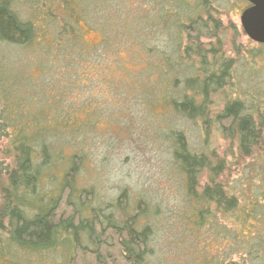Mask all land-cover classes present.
<instances>
[{
	"label": "trees",
	"instance_id": "obj_1",
	"mask_svg": "<svg viewBox=\"0 0 264 264\" xmlns=\"http://www.w3.org/2000/svg\"><path fill=\"white\" fill-rule=\"evenodd\" d=\"M48 1L56 4V13L42 5L33 22L21 20L0 0V46L16 50L15 56L0 55V258L10 263L17 253L58 250L66 255L65 264H161L154 260L151 225L160 205L141 197L131 201L125 188L103 201L94 184L81 185L94 157L87 136L109 104L101 94H146L148 101L155 94V107L201 120L205 129L209 92L229 77L230 62L205 43L217 39L220 23L212 17L210 0H153L155 17L141 14L139 7L134 20L120 1L123 8L115 14L94 15L99 24L93 18L88 29L98 31L101 41L87 46L81 27L88 16L86 0ZM159 25L155 38L164 39L165 49L147 45L146 32ZM19 53L31 58L21 60ZM144 56L152 63L143 64ZM128 63L139 68L130 70ZM255 121L238 102L217 116L221 132L236 142L244 160L264 134L263 122ZM164 135L193 226L210 220L214 226L219 215L234 217L239 200L227 191L226 161L215 152H192L177 130ZM228 232L237 239V232ZM236 246L245 260L229 264H264L257 251L261 242ZM236 249L231 245L229 254Z\"/></svg>",
	"mask_w": 264,
	"mask_h": 264
},
{
	"label": "rangeland",
	"instance_id": "obj_2",
	"mask_svg": "<svg viewBox=\"0 0 264 264\" xmlns=\"http://www.w3.org/2000/svg\"><path fill=\"white\" fill-rule=\"evenodd\" d=\"M7 1L21 20L33 22L42 14L39 7L51 4L48 0ZM120 1L130 7L131 20L138 14L139 7L141 14L155 17L153 0H86L88 16L81 27L87 46L101 41L98 31L88 29L96 19L94 15H101V11L115 14L121 8ZM161 2L164 1L159 0ZM55 5L50 6L53 9ZM167 5L177 11L175 3L170 6L167 2ZM247 6L246 0H210L211 14L220 23V31L218 40H205V43L209 44L207 49L219 48V57L229 61L230 68L225 85L214 93L209 92L206 130L201 120L182 119L165 107H155V94L150 96V102L146 94H101L109 104L101 110L102 120L96 129L87 136V149L94 157L85 165L81 185L94 184L103 201L111 200L125 188L131 201L141 197L153 206L160 205L161 214L151 225L154 260L161 264L241 263L245 255L236 249V244L245 248L247 244L259 242L261 250L255 248L264 260V134L252 157L244 160L237 153L236 142L225 137L216 122L227 104L238 102L256 123L261 120L264 127V45L249 40L241 29L239 17ZM52 11L56 13L55 9ZM151 29L152 32H146L147 45L165 49L164 39L158 43L155 38L161 25ZM15 53L14 48L0 46V55L8 57ZM24 54L19 53L18 58H31ZM148 58L144 56L142 63L151 64ZM127 67L139 68L133 63H128ZM153 79L147 78L148 85ZM170 130L181 132L192 152L208 155L215 152L226 161L224 182L230 185L229 194L239 200L234 217L219 215L214 226L210 225L212 220L193 226L191 210L185 204L183 179L171 160L169 143L164 139V134ZM229 230L238 233L236 240H232ZM231 245L236 251L229 254ZM6 259L0 258V264H65L66 255L57 250L38 255L17 253L10 263L5 262Z\"/></svg>",
	"mask_w": 264,
	"mask_h": 264
},
{
	"label": "water",
	"instance_id": "obj_3",
	"mask_svg": "<svg viewBox=\"0 0 264 264\" xmlns=\"http://www.w3.org/2000/svg\"><path fill=\"white\" fill-rule=\"evenodd\" d=\"M246 1L250 6L239 17L241 29L249 40L264 45V0Z\"/></svg>",
	"mask_w": 264,
	"mask_h": 264
},
{
	"label": "flooded vegetation",
	"instance_id": "obj_4",
	"mask_svg": "<svg viewBox=\"0 0 264 264\" xmlns=\"http://www.w3.org/2000/svg\"><path fill=\"white\" fill-rule=\"evenodd\" d=\"M247 3H248V2H247ZM249 6H250V5L248 4V6H247L245 9L249 8ZM245 9H244V10H245ZM244 10H243V11H244Z\"/></svg>",
	"mask_w": 264,
	"mask_h": 264
}]
</instances>
